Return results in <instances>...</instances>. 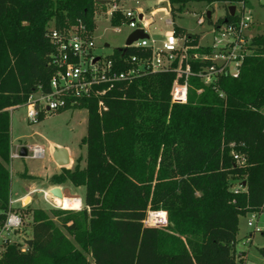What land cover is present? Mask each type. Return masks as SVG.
Returning a JSON list of instances; mask_svg holds the SVG:
<instances>
[{"label":"trees","instance_id":"obj_1","mask_svg":"<svg viewBox=\"0 0 264 264\" xmlns=\"http://www.w3.org/2000/svg\"><path fill=\"white\" fill-rule=\"evenodd\" d=\"M97 1L0 0V222L15 210L9 206L7 168L10 109L39 90L49 91L54 72L49 28L77 19L94 28ZM166 1L174 14L189 3H223L226 12L218 24L235 18L227 4L247 3ZM121 21L117 15L112 25ZM174 31L193 43L199 39ZM252 45L239 76L220 79L222 98L192 78L187 103L173 104L175 73L168 71L118 82L104 99L106 111L94 101L82 102L79 108L88 114L83 166L77 159L72 170L62 168L50 179L52 185L85 187L81 210H51L59 226L47 211L33 210L32 245H7L0 264H239V217L260 211L264 203V32ZM232 150L246 155L245 166L234 165ZM243 182L245 191L233 194L231 188ZM157 210L166 213L167 225L145 226L148 213Z\"/></svg>","mask_w":264,"mask_h":264},{"label":"built area","instance_id":"obj_2","mask_svg":"<svg viewBox=\"0 0 264 264\" xmlns=\"http://www.w3.org/2000/svg\"><path fill=\"white\" fill-rule=\"evenodd\" d=\"M125 1H110L106 5H100L106 9L105 16L111 23L113 32L121 33L122 27L127 26L130 32L126 41L136 29L142 30L148 37L136 40L128 46L123 45L119 49L124 51L118 59H114L113 54L105 57L95 54L97 41L94 16L92 29L82 19H77L74 23L61 28L54 26L49 28L48 38L53 46L50 57L54 72L49 81V91L43 93L39 90L36 92L39 97L34 98L36 93L32 94L25 104L27 119L30 122H36L41 112L56 113L61 110L79 108L82 102L88 101L96 102L100 112L106 111L104 99L118 82L132 81L139 76L158 72L175 73L170 90V99L173 104L187 103L192 78L204 87L215 90L222 98L223 93L218 88L220 79L222 77L237 78L245 57L253 53V38L249 37V32L254 20L252 11L245 5V1L233 5L235 6L233 21L224 20L218 24L217 20L212 24L206 43L202 42L201 34H198V41L193 43L185 34L176 33L173 28L164 32L160 45L149 32L154 24L153 18L147 17L138 9L124 7ZM158 2L160 5L161 1ZM158 6L157 9H162L164 12L169 13L171 10L169 3L168 9L158 8ZM117 15H120L122 21L119 25L113 26L112 20ZM206 15L207 12H203L197 17V25H204ZM166 24L170 26L171 21L166 20ZM105 45L103 47H106ZM126 49H135L137 53H126ZM202 91L203 89L200 88L196 90V93L200 94ZM262 113L264 115V111ZM233 146V144L230 145V147ZM28 152L31 154L27 157L32 159H40L44 156V149L39 146H29ZM230 154L235 166L243 167L247 164L246 155L234 150ZM12 157L18 158L19 155L17 153ZM231 191L237 195L245 191V188L241 183H236ZM46 195L53 197L46 191L44 192L45 200H47ZM54 199L56 203H52L51 208L65 210L57 203V199ZM9 206L11 207V202ZM80 207L75 210H81ZM156 214L153 211L149 212L144 225L166 226V213L163 220H153V215ZM247 216L249 219L246 226L251 229L250 234L264 232V203L260 211L249 213ZM158 224L163 225L158 226ZM23 225L24 218L19 211L13 210L7 213L6 218L0 222V254L7 245L15 243L10 237L22 229Z\"/></svg>","mask_w":264,"mask_h":264},{"label":"rangeland","instance_id":"obj_3","mask_svg":"<svg viewBox=\"0 0 264 264\" xmlns=\"http://www.w3.org/2000/svg\"><path fill=\"white\" fill-rule=\"evenodd\" d=\"M158 5L159 2L157 0H126L123 5L126 8L143 11L147 17L153 18L154 24L150 27L149 32L152 37L154 36L156 42L159 43L158 45H160L164 32L174 27L187 33L201 34L203 35L202 42L206 43L209 39L208 34H210L212 24L218 19L223 18L226 12V5L223 3H214L212 5H207L205 3H189L181 13L176 12L175 14L157 9ZM245 5L252 11V18L254 20L249 32V37L255 38L264 32V0H247ZM208 11L212 13L211 18H206L204 25H197V17L203 14V12ZM105 12V7H101L97 3H94L93 16L96 21L95 36L97 41L94 52L102 57L111 55L117 49L123 47L126 43V37L130 32L127 26L122 27L123 31L121 33L113 32L110 25L111 23L105 16ZM153 12L154 14L152 15ZM166 20L171 21L170 26L166 24ZM105 44H107L108 47H103ZM38 97L39 94L36 93L34 98ZM13 109L14 108L10 109L12 150L18 151L16 147L35 145L43 147L45 152V157L39 160L28 157L10 158L7 166L11 180L10 200L13 202L12 208L18 210L24 218L22 229L11 235L10 238L15 241L16 244L24 248V237L32 239V211L36 209L32 206L46 209L45 211L49 214L50 211L55 208H50L44 203L41 193L32 194L34 203L26 209L21 207L19 198L22 197L31 186H35V189L46 188L49 185L50 179L61 173L62 169H58L50 159L49 147L51 144H59L63 147H67L74 158L80 159V165L83 166L86 149L81 145V140L86 135L87 110L85 108H71L58 113L41 112L39 114L40 118L38 116L37 121L32 123L27 119L26 105H21ZM30 154L31 152H28V155ZM73 167L70 168V170L73 169ZM28 175L34 177H29ZM62 184L68 187V189L63 191L66 196H64L63 201L60 203L63 209L66 208L65 202L68 197H81L84 199L85 187L70 186L68 182ZM28 201L29 199L25 200V203ZM80 208H82V206ZM153 212L161 215V212L164 211L157 210ZM50 216L55 221L56 225L59 226L57 219L51 214ZM153 217V220H155V215H153ZM160 219L162 220V217H160ZM247 219H249L247 215L239 217L235 245L236 261L239 262V264H264V255L261 252V250L264 249V236L261 233L255 232L253 237L249 239L251 229L246 226ZM161 225L163 224H158V226ZM61 231L69 237L66 231L62 229Z\"/></svg>","mask_w":264,"mask_h":264},{"label":"crops","instance_id":"obj_4","mask_svg":"<svg viewBox=\"0 0 264 264\" xmlns=\"http://www.w3.org/2000/svg\"><path fill=\"white\" fill-rule=\"evenodd\" d=\"M135 1H138V0H135ZM101 5V4H100ZM211 15H212V13H211ZM17 108V107H16ZM15 109V108H14ZM13 109V110H14ZM57 113V112H56ZM88 115V114H87ZM86 128H87V119H86ZM85 137V136H84ZM13 143H12V140H11V148H10V158L12 159L13 157V155H15V154H17L18 153V155H19V152H20V149L22 148V147H27V146H21V147H16L17 148V150L18 151H13L12 150V147H13V145H12ZM33 146H35V145H33ZM83 146V145H82ZM29 147V146H28ZM27 147V148H28ZM39 147H41V146H39ZM84 148H85V146H83ZM43 148V147H42ZM61 148H64V149H66L67 150V153H68V159H69V164L68 165H66L65 167H60L59 165H57V163L53 160V153H54V151L56 150V149H61ZM44 149V148H43ZM49 149H50V159L52 160V162H54V164L57 166V168L58 169H62V168H67V169H70V168H72L74 165H75V163H76V160H77V158H74L73 156H72V154H71V151L67 148V147H63V146H61V145H59V144H51L50 145V147H49ZM86 154V153H85ZM27 156H28V153H27ZM20 157V156H19ZM18 157V158H19ZM45 157V152H44V156L42 157V158H40V159H43ZM21 158V157H20ZM29 158V157H28ZM16 159V158H15ZM36 160H39V159H36ZM72 170V169H71ZM29 177H34V176H32V175H28ZM28 180H30V179H28ZM33 181V180H32ZM69 184H70V186H71V183L70 182H68ZM54 187H59L60 189H61V192L63 193V198H64V196H66L65 195V193L63 192L65 189H68V187L67 186H64L63 184H60V185H52L50 182H49V185L46 187V188H39V189H35V186H31V187H29V189L27 190V192L22 196V197H20L19 198V200H20V203H21V207L23 208V209H26L28 206H32V204L34 203V200L32 199V194H34V193H41L42 194V199H43V201H44V203H46L50 208H51V206H52V203L54 204V203H56V201H55V199L53 198V197H50V196H48V195H46V198H47V200H45L44 199V192H50V190L51 189H53ZM31 189V190H30ZM79 198V197H78ZM27 199H29V201L27 202V203H25V200H27ZM81 201H83V199L80 197L79 198ZM10 202H11V207H12V201L10 200ZM62 201L61 200H57V203H61ZM23 203H25V204H23ZM32 207H34V208H40V207H37V206H32ZM40 209H43V208H40ZM43 210H46V209H43ZM32 232V231H31ZM250 235V234H249ZM250 239H251V237H250ZM28 240H31V239H29V238H25L24 237V239H23V243H25L26 244V241H28Z\"/></svg>","mask_w":264,"mask_h":264},{"label":"water","instance_id":"obj_5","mask_svg":"<svg viewBox=\"0 0 264 264\" xmlns=\"http://www.w3.org/2000/svg\"><path fill=\"white\" fill-rule=\"evenodd\" d=\"M97 2L99 4H101V5H106L110 1L109 0H98ZM158 8L168 9V2L166 0L161 1V4L158 6ZM228 11H229L230 15L233 16L234 12H235V6H233V5L229 6L228 7ZM206 17H207V19L211 18V12L210 11L207 12ZM147 37H148L147 34H145L142 30L136 29L130 34V36L128 37V39H127L125 44H126V46H128V45H130L131 43H133L136 40L144 39V38H147ZM105 46L108 47L107 44ZM27 153H28V148L27 147H22L20 149L19 156L21 158L27 157ZM53 160L60 167H65L66 165H68L69 164V159H68L67 150L64 149V148L56 149L54 151V153H53ZM242 185L245 186V182H243ZM50 193L56 199H62V197H63V193L61 192V189L59 187H54L53 189L50 190ZM26 245L28 247H30L32 245V240L26 241Z\"/></svg>","mask_w":264,"mask_h":264},{"label":"bare ground","instance_id":"obj_6","mask_svg":"<svg viewBox=\"0 0 264 264\" xmlns=\"http://www.w3.org/2000/svg\"><path fill=\"white\" fill-rule=\"evenodd\" d=\"M61 201H63V197L61 199ZM66 210H75V209H78L81 205V202H80V199L77 198V197H68L66 199ZM161 217V215H160Z\"/></svg>","mask_w":264,"mask_h":264}]
</instances>
